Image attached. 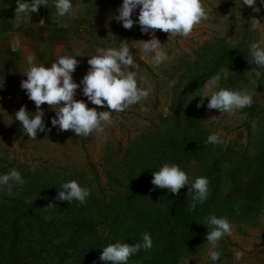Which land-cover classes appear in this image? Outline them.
<instances>
[{"label":"rangeland","instance_id":"obj_1","mask_svg":"<svg viewBox=\"0 0 264 264\" xmlns=\"http://www.w3.org/2000/svg\"><path fill=\"white\" fill-rule=\"evenodd\" d=\"M0 1H10L15 9L17 7L16 0ZM21 2L31 3L32 0ZM202 2L210 19L194 28L188 38L172 37L156 30L155 36L164 44L168 56L156 66L152 54L141 52L140 42L150 40L152 33L141 31L139 7L132 15L133 28L127 30L116 20L123 0H71L72 10L64 17L57 16L53 0H48L47 7L41 6L38 12L31 13L32 18L21 14L24 20L34 24L39 23L43 11L55 17L57 25L49 29L52 34L48 43L22 47L10 68L0 67V175L16 169L27 179L38 175L35 182H48L47 177L53 175L65 182L76 180L95 197L102 194L108 198L128 186L130 173L135 172L129 173L130 164L139 157L138 169L149 172L147 177L159 171L169 161V154H165L168 152L166 140L172 136L181 139L174 144L175 158L189 178L188 185L194 183L202 169L206 171L205 177L210 183L209 195L200 203V209L205 212L203 230L192 237H176L177 249H140L127 264H264V67L252 62L248 48L250 42L257 41L264 47V0H256L259 12L243 5L242 0ZM253 18L262 24L255 32L249 31ZM121 43L128 45L140 67L137 71L139 86L151 87L149 97L122 113L113 112L112 123L103 133L93 132L88 137L53 127L51 120L55 118V111L44 104L41 110L45 113L46 131H38L36 140L28 138L15 119L22 106L30 115L37 110L26 90L21 88V82L27 79L24 75L29 68L27 57L34 55V63L45 67H50L63 55L76 57L79 64L73 81L80 84L90 69L88 59L98 54V49L119 48ZM221 68L228 69L229 75L212 91L225 88L250 94L255 107L251 114L246 108L232 113L207 108L211 91L203 85ZM190 76L201 79L195 86L187 87L184 78ZM74 99L83 100L97 111L109 110L92 105L83 95L82 84ZM201 99L203 106L197 107ZM141 107L148 111L142 112ZM189 114L192 126L187 134L188 120H182ZM213 133L218 134L222 143H205ZM189 144L195 148L187 151ZM197 145L201 149L196 148ZM69 174L77 179H68ZM21 187L13 183L9 193L7 186H0V199L14 193L18 199L28 201L29 196L25 197V192L18 190ZM211 215L225 217L232 225V235H225L218 242V249H212L206 240L211 230L206 218ZM70 217L69 214L58 219ZM73 221L86 223L77 216ZM106 237L107 234L97 238L79 236L82 244L94 247L82 249L80 253L77 249L45 250L25 264H105L100 256L107 244L99 246L97 241ZM160 241L158 239V243ZM7 250L0 251V264L6 263ZM214 250L221 252L216 262L210 258ZM73 252L82 256L73 258L70 256ZM236 252L243 253L241 259H235ZM64 253L69 257L61 259L59 254ZM11 261L16 263L17 259L14 257Z\"/></svg>","mask_w":264,"mask_h":264},{"label":"clouds","instance_id":"obj_2","mask_svg":"<svg viewBox=\"0 0 264 264\" xmlns=\"http://www.w3.org/2000/svg\"><path fill=\"white\" fill-rule=\"evenodd\" d=\"M16 17L21 14L32 18L31 13L38 12L41 6H46L48 0H32L31 3L16 0ZM56 14L64 17L72 10L71 0H53ZM243 5L259 12L256 7V0H242ZM139 7L138 23L143 33H152L148 41H141L143 54H152V62L159 66L168 59L162 44L155 36L156 30H160L169 36H181L188 38L194 28L210 16L202 0H123L122 6L118 9V22H122L125 29L131 30L135 21L132 19L134 11ZM43 22V21H41ZM249 31L261 29L259 19L250 20ZM66 26V25H65ZM252 62L264 67V47L261 42H250L248 44ZM79 54H77L78 56ZM29 68L26 72V80L21 82V88L26 90L28 98L36 106L35 114H29L26 107H21L15 114L23 132L28 138L36 140L38 131H46L44 122L45 113L41 106L47 104L55 111V118L51 120L53 127L59 126L60 131H73L78 137H88L93 132L103 133L106 126L112 123V113H122L130 106L136 105L147 99L151 87H140L137 80V71L140 69L135 62L130 48L127 44L121 43L119 48L98 49V54L88 59L89 71L83 77L80 84L73 81V73L78 67L79 61L71 55H63L50 67L34 63V55L27 57ZM130 68L136 71H130ZM229 70L221 68L216 74L206 80L203 88L211 91L207 108L218 110L221 113H232L237 110L251 107L253 98L250 94L239 90L217 89L222 78L227 79ZM83 85V95L99 108H107L108 111H97L96 108H89L83 100H76L77 89ZM203 106V99L197 107ZM142 112L148 111L141 107ZM51 131V129H47ZM206 144L216 145L222 143L218 134H210L205 141ZM24 185L26 181L20 172L12 169L9 173L0 175V186H7L11 193L12 184ZM151 183L161 189H168L172 194L178 195L180 190L189 184L187 174L175 163L165 162L159 171L153 173ZM209 179L197 177L189 188L191 194V208L194 210L197 203H203L209 195ZM90 196L87 187H81L76 180L61 184L57 199L60 201H78L85 204ZM48 208H54L49 205ZM210 231L206 236L207 243L212 249L219 248V241L225 235H232V225L225 217L211 215L206 218ZM153 247V240L149 233H144L142 242L132 246L116 242L108 244L103 248L100 260L105 264H127L129 258L140 251L150 250ZM242 252H236L235 259L239 260ZM221 252L214 250L210 252L213 262L220 259Z\"/></svg>","mask_w":264,"mask_h":264},{"label":"trees","instance_id":"obj_3","mask_svg":"<svg viewBox=\"0 0 264 264\" xmlns=\"http://www.w3.org/2000/svg\"><path fill=\"white\" fill-rule=\"evenodd\" d=\"M199 79L201 77L184 78L187 87L195 86ZM246 109L251 114L255 107L251 105ZM191 116L189 114L182 120H188L187 134L192 126L189 120ZM179 140L181 139L176 136L166 140L168 152L164 153L169 154L168 163L173 161L176 164L174 144ZM193 148L195 147L191 144L186 146L187 151ZM196 148L201 149V146L197 145ZM186 150L183 149L185 153ZM140 162L141 157L133 165L130 164L129 173L132 170L135 172L130 173L128 186L120 193L114 192L108 198L102 194L96 197L90 194L85 204L57 199L61 184L65 182L62 179L51 175L47 177L48 182H35L38 175L27 179L21 174L26 183L18 190L24 191L25 197L29 196L28 201L18 199L14 193L0 199V251L8 249L5 264H25L45 250L77 249L80 253L82 249L94 247L93 244H82L79 236L97 238L101 234H107L106 240L98 238L99 246L116 242L132 246L141 243L143 234L149 233L153 240L151 249L167 250L177 249L176 237L187 238L199 234L205 223V212L200 209L202 205L199 202L194 210L191 208V194L188 196L191 185L182 188L178 195L172 194L168 189L158 188L151 183L153 176L147 177L149 172L146 174L138 169ZM205 173L202 169L198 177H205ZM72 177L75 175L69 174L68 179ZM49 205H54V208H48ZM69 214L70 218L59 221V217ZM76 216L81 221L86 220V223H75L73 219ZM135 238L139 239L134 241ZM158 239H161L159 243ZM18 249L25 250L21 252ZM78 253L73 252L70 256H82ZM59 255L61 259L69 257L65 253ZM14 257L17 259L16 263L11 261Z\"/></svg>","mask_w":264,"mask_h":264},{"label":"crops","instance_id":"obj_4","mask_svg":"<svg viewBox=\"0 0 264 264\" xmlns=\"http://www.w3.org/2000/svg\"><path fill=\"white\" fill-rule=\"evenodd\" d=\"M56 22L49 11H43L39 23H30L22 15L16 17L12 2L0 1V67L10 68L22 47L48 43L49 29L55 28Z\"/></svg>","mask_w":264,"mask_h":264}]
</instances>
